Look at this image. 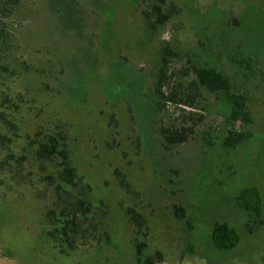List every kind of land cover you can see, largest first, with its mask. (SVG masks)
Listing matches in <instances>:
<instances>
[{"label":"rangeland","instance_id":"obj_1","mask_svg":"<svg viewBox=\"0 0 264 264\" xmlns=\"http://www.w3.org/2000/svg\"><path fill=\"white\" fill-rule=\"evenodd\" d=\"M152 3L174 12L156 30L145 24ZM18 19L16 39L32 70L0 82V113L14 125L0 149V264H138L128 208L145 218V255L161 252L159 264H264V224L249 232L237 203L242 190L257 188L264 220V0H23ZM167 47L180 55L172 70L214 68L246 97L249 139L225 148L232 126L222 93L200 90L193 109L160 104ZM188 126L189 141L165 143L163 129ZM62 129L92 202L108 211L113 243L60 258L42 234L56 202L45 176L57 166L42 173L33 142ZM176 207L188 218H176ZM217 223L239 231L235 250L215 249Z\"/></svg>","mask_w":264,"mask_h":264},{"label":"trees","instance_id":"obj_2","mask_svg":"<svg viewBox=\"0 0 264 264\" xmlns=\"http://www.w3.org/2000/svg\"><path fill=\"white\" fill-rule=\"evenodd\" d=\"M23 0H0V82L16 79L32 70L30 64L24 59L19 45L15 29L20 25L18 12ZM146 24L152 30L174 15L170 11L165 14L158 3H152L148 10L144 11ZM180 55L170 47L164 49L161 56V66L156 88V96L162 103H174L193 109L200 102L202 90L210 93L224 94L230 103L227 120L232 128L224 138L226 149H234L250 138L247 127L254 122L248 100L242 94L232 92L229 78L222 72L211 67L193 66L172 70L171 64L178 61ZM193 76L192 80H189ZM185 82L187 84H185ZM168 90V91H167ZM201 90V91H200ZM165 105V104H164ZM194 121V114H188ZM202 119V118H201ZM0 149L11 142V138L5 133V129L14 127L13 123L0 113ZM239 123V124H237ZM191 126L181 127L179 130L163 129L162 136L167 145L183 144L192 136ZM35 158L40 164L42 173L47 172V165H56V171L45 176L46 182L54 187L56 202L54 207L47 212L43 222L42 234L52 243V248L58 257H70L79 251L89 252L98 248H104L113 243V238L105 227L108 211L103 203L96 206L92 200L93 187L86 178L78 173L73 166L72 150L68 133L62 129L59 133L46 134L43 138H36ZM2 170L7 166L0 163ZM120 183L129 194H134L133 189L120 174ZM237 203L249 216L251 221L247 224L249 232H253V226L259 228L264 224L262 219L263 200L257 188H245L238 197ZM128 215L134 226L136 241L135 251L138 264H159L163 261L161 252L147 256V222L145 218L133 208H128ZM175 216L179 220L187 219V212L182 207H176ZM241 234L228 223H217L211 232V240L215 249L219 252L235 250L241 243ZM140 237L143 240H140Z\"/></svg>","mask_w":264,"mask_h":264},{"label":"flooded vegetation","instance_id":"obj_3","mask_svg":"<svg viewBox=\"0 0 264 264\" xmlns=\"http://www.w3.org/2000/svg\"><path fill=\"white\" fill-rule=\"evenodd\" d=\"M146 19V18H145ZM146 24V23H145ZM147 25V24H146ZM149 30H152V29H149ZM261 194V193H260Z\"/></svg>","mask_w":264,"mask_h":264}]
</instances>
